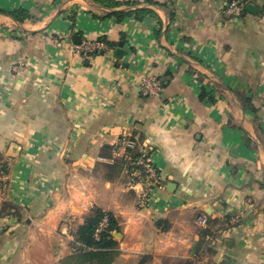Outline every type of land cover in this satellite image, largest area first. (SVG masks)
I'll list each match as a JSON object with an SVG mask.
<instances>
[{"label":"crops","instance_id":"crops-1","mask_svg":"<svg viewBox=\"0 0 264 264\" xmlns=\"http://www.w3.org/2000/svg\"><path fill=\"white\" fill-rule=\"evenodd\" d=\"M157 1L166 5L132 8L155 15L119 21L111 12L125 5L0 0V155L10 165L0 207H13L0 224V260L25 236L33 254L17 264H77L71 232L96 202L123 227L110 264L147 254L146 264H264V0L239 15L228 0ZM74 35L109 48L85 59ZM144 77L161 82L159 95L143 93ZM124 135L151 147L165 182L145 209L120 196L131 189L123 177L83 186L84 171L112 162L102 147L118 157ZM39 151L57 154L40 160ZM46 243L48 259H36Z\"/></svg>","mask_w":264,"mask_h":264},{"label":"trees","instance_id":"trees-1","mask_svg":"<svg viewBox=\"0 0 264 264\" xmlns=\"http://www.w3.org/2000/svg\"><path fill=\"white\" fill-rule=\"evenodd\" d=\"M93 1L108 9H116L125 5L128 10H114L111 12V15H114L119 21L132 15H135L138 19H143L146 15H155L154 10L148 7H137L136 9H132L135 6H139L143 1L156 6L166 5V3L157 0H143L141 2L139 1L140 3L138 1L124 2L118 0ZM10 15L20 22L23 21L20 14L15 11L10 12ZM98 40L110 44L104 38ZM96 53H98V51L94 54ZM204 95L205 94L202 93V97H204ZM112 148L111 145L107 144L102 147V156L112 159V162H107L105 164L112 168L119 167L120 170H122L123 167L120 166L122 159L120 157L114 158L111 153L109 154L106 152V150ZM106 218V225L98 233V236H96L97 229ZM115 232H122V226L117 216L113 212L104 211L100 207L92 208L90 213L85 216L84 222L74 231L75 241L80 245L79 247H75L76 255L74 256V259L76 260V263L86 264L89 262L90 264H110L118 254L119 242L115 238ZM149 258L150 257H143L140 264H146V262L150 260Z\"/></svg>","mask_w":264,"mask_h":264},{"label":"built area","instance_id":"built-area-1","mask_svg":"<svg viewBox=\"0 0 264 264\" xmlns=\"http://www.w3.org/2000/svg\"><path fill=\"white\" fill-rule=\"evenodd\" d=\"M254 0H231L227 3V11L232 15H239L242 9H246L248 5L253 4ZM56 43H60L56 40ZM108 45L104 41H87L82 44L75 45L73 48L74 53L81 55L85 59H91L96 51L108 49ZM22 65H14L11 70L15 73H19L22 69ZM142 90L145 95H159L162 91L161 82L153 77H144L142 79ZM136 146V139L122 136L116 146V153L121 154L119 149H123V157L127 160H131L139 168L138 172H133L136 175L135 184H131V188L137 191L139 196V205L142 208H146L151 205L154 192L156 189H164L165 182L162 175L158 172L154 162L151 158V147L149 145L139 146V153L136 157H132L130 151ZM134 179V178H133ZM9 176L7 169L3 163H0V200L3 198L9 187ZM199 223L203 226L207 224V218L205 215H201L198 219ZM2 222L1 207H0V224ZM107 223V218L100 224L97 229L96 236L103 229Z\"/></svg>","mask_w":264,"mask_h":264},{"label":"rangeland","instance_id":"rangeland-1","mask_svg":"<svg viewBox=\"0 0 264 264\" xmlns=\"http://www.w3.org/2000/svg\"><path fill=\"white\" fill-rule=\"evenodd\" d=\"M230 1L231 0H228V2H230ZM254 2H260V0H254ZM246 11L247 10L245 8L242 9V13H245ZM128 137H130V136H128ZM131 138L136 139V146L133 148V151H130V154L132 155V157H136L137 154L139 153L138 147L142 146L143 143H141L138 138H135V137H131ZM50 139H51L50 140L51 141L50 144L53 145L54 138L52 137ZM56 139H57V137H56ZM119 151H120L121 154H119L117 156L122 159V163H120V166L123 167L122 170H120L119 167H116V168L109 167V166H107L105 164L104 161L100 160L91 171H88V170L84 171V174H83L82 178L84 180V185L83 186H84V189L86 191H93L94 188H96L94 186H98V185H99L98 187H105V180H107V179H111V180H113V182H115V181H118V180L122 179V177H123V180L126 182L125 186L130 187L131 184H135L136 175H133L132 173L133 172H138L139 168L136 166V164L132 163L131 160H127L125 157H123V152H124L123 149H119ZM106 152L110 153L109 150H106ZM52 154L56 155L57 152H55V151H51V152L50 151H45V152L44 151H39L35 158L36 159L38 158L40 160H46V159H50L49 156L52 155ZM12 158H14V156ZM7 160L8 159H5V157L3 155H0V163H3L4 167L8 171L10 165H8ZM121 173H122V175L120 177ZM92 177L95 178L96 181H98L97 180V177H98L99 182H92L91 181ZM90 181L92 183H95L93 187H92V184H91ZM135 193H136V195H135ZM120 196H123L125 199L130 200L131 203H133L136 207L141 208V209H145V208L140 207V205H139V196L137 195V191H135L134 188H131L129 191L122 192ZM99 199L102 200V201H107L108 195H106L105 193L100 194ZM94 207H100V208L103 209V206H99V204H96V202H94L93 206H92V204L90 205L89 211L84 215V217L87 216L90 213V211L92 210V208H94ZM11 209H13L12 206H9L8 204L6 206L3 205V209H1L2 218L9 217V215H11V213H12ZM21 211L22 210L20 209L19 212H21ZM106 211L108 212V210H106ZM109 212H111V211H109ZM7 220H8V218H7ZM66 222L71 223L72 219L69 218V219H67ZM74 223H76V221L72 222V224H74ZM198 224L201 225L199 223V221H198ZM8 225H11V224H8ZM76 229H77V227L75 228V230ZM122 229H123V227H122ZM1 233H2V231H1V228H0V235H1ZM71 233H72V236H73L74 231H72ZM115 238L118 241L121 238V236L115 235ZM25 240H26L25 236L21 237L19 239V242H18V247L20 245V248H18L16 250V252H14L13 255H11L10 257L5 258V259H1L0 260V264H17L18 260L24 261L27 257L31 256L33 254V252L30 251L31 250L30 248H26L25 247V245L23 244V242ZM71 245L74 248L75 247H79L76 244L75 240L72 241ZM47 248H48V243L44 244V246L41 248V250L38 253L35 254L36 255V259L47 260L48 258L46 259L44 257V252L47 250ZM74 252H75V250H74ZM25 253L27 254V256H26ZM144 257H150V255L147 254V255H144ZM149 259H152V258H149Z\"/></svg>","mask_w":264,"mask_h":264},{"label":"water","instance_id":"water-1","mask_svg":"<svg viewBox=\"0 0 264 264\" xmlns=\"http://www.w3.org/2000/svg\"><path fill=\"white\" fill-rule=\"evenodd\" d=\"M246 9L248 11L253 12V13H257L259 11V7L257 5H255V4L248 5ZM81 38L82 37L80 35H74L73 36V40H74V42L76 44H80ZM125 53H126V50L123 48V43H120L119 47H117L115 49L114 56L116 58H118V59H121V58H123V56L125 55ZM162 81L165 82V78H163ZM174 187H176V183L170 182L169 185H168V189L170 191H174ZM114 234L117 235V236H121V233H119V232H115Z\"/></svg>","mask_w":264,"mask_h":264}]
</instances>
